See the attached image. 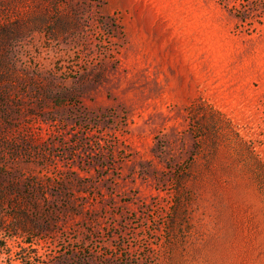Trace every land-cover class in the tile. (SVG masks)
Instances as JSON below:
<instances>
[{
  "label": "rangeland",
  "instance_id": "1",
  "mask_svg": "<svg viewBox=\"0 0 264 264\" xmlns=\"http://www.w3.org/2000/svg\"><path fill=\"white\" fill-rule=\"evenodd\" d=\"M0 264H264V0H0Z\"/></svg>",
  "mask_w": 264,
  "mask_h": 264
}]
</instances>
